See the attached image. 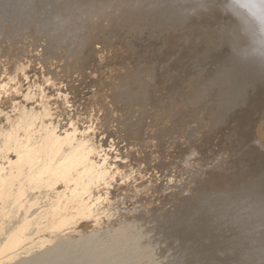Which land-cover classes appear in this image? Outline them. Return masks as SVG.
<instances>
[{"label": "bare ground", "instance_id": "6f19581e", "mask_svg": "<svg viewBox=\"0 0 264 264\" xmlns=\"http://www.w3.org/2000/svg\"><path fill=\"white\" fill-rule=\"evenodd\" d=\"M235 5L0 0V264H264V58Z\"/></svg>", "mask_w": 264, "mask_h": 264}, {"label": "clouds", "instance_id": "9594fccd", "mask_svg": "<svg viewBox=\"0 0 264 264\" xmlns=\"http://www.w3.org/2000/svg\"><path fill=\"white\" fill-rule=\"evenodd\" d=\"M261 9H264V0H257ZM237 9L241 11L248 21L251 29L250 45L255 55L264 58V14L259 16H249L247 14L248 0H236Z\"/></svg>", "mask_w": 264, "mask_h": 264}, {"label": "rangeland", "instance_id": "374dc122", "mask_svg": "<svg viewBox=\"0 0 264 264\" xmlns=\"http://www.w3.org/2000/svg\"><path fill=\"white\" fill-rule=\"evenodd\" d=\"M261 129H262V128H261ZM261 131H262V130H261ZM259 135L262 136L263 139H264V134H262V132H260Z\"/></svg>", "mask_w": 264, "mask_h": 264}]
</instances>
